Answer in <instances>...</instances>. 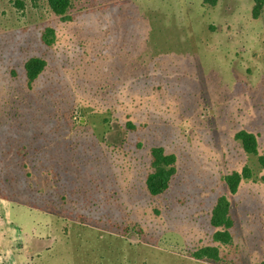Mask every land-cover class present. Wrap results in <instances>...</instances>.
I'll list each match as a JSON object with an SVG mask.
<instances>
[{
  "label": "rangeland",
  "instance_id": "rangeland-1",
  "mask_svg": "<svg viewBox=\"0 0 264 264\" xmlns=\"http://www.w3.org/2000/svg\"><path fill=\"white\" fill-rule=\"evenodd\" d=\"M14 1L0 0V264H260L258 222L220 262L193 253L214 244L211 208L245 161L234 135L247 90L264 85V6L70 0L57 16ZM32 57L47 66L31 83ZM156 146L177 173L154 197ZM25 183L48 196L30 204Z\"/></svg>",
  "mask_w": 264,
  "mask_h": 264
},
{
  "label": "trees",
  "instance_id": "trees-1",
  "mask_svg": "<svg viewBox=\"0 0 264 264\" xmlns=\"http://www.w3.org/2000/svg\"><path fill=\"white\" fill-rule=\"evenodd\" d=\"M208 5H216L218 0H203ZM48 6L52 12L57 16H64L70 7V0H47ZM14 4L20 9L25 8L24 0H15ZM254 14L258 15L261 13V10L264 6V0H254ZM50 42V41H49ZM51 43V42H50ZM47 66L46 61L41 57H32L28 59L25 63V70L27 74V79L29 82H34L45 70ZM118 126H120L118 124ZM123 127V125H121ZM134 128V125L131 123L126 124V130ZM74 130V128L72 129ZM74 133V131H73ZM72 140L75 142V148L77 146L76 136L73 134ZM236 139L242 142L244 150L248 155H254L258 157V163L264 167V156L258 155V144L254 135L247 132H240L236 135ZM115 147L113 145H108V148ZM117 152V151H115ZM177 158L174 154H169L161 146H156L150 150V169L145 179V185L148 193L154 197L161 196L166 193L171 185L172 180L174 179L177 169H176ZM77 164V160H76ZM252 176V170L249 167H245L242 173H233L230 176L226 177V183L230 192L234 193L237 190V187L242 179H248ZM1 185V184H0ZM27 189V195L25 199L28 201L32 198L33 204L35 195H42V199L48 196V193L37 192L31 190V187L25 183ZM3 186V185H2ZM1 191V187H0ZM3 193L1 192V197ZM30 197V198H29ZM229 201L225 197H221L212 212L211 224L215 228L220 230L214 234V241L220 242L223 244H228L231 241V235L229 230L232 228V220L229 217ZM193 256L199 260H210L217 261L219 259V250L216 247L206 246L196 250L193 253ZM260 264H264V261Z\"/></svg>",
  "mask_w": 264,
  "mask_h": 264
},
{
  "label": "crops",
  "instance_id": "crops-1",
  "mask_svg": "<svg viewBox=\"0 0 264 264\" xmlns=\"http://www.w3.org/2000/svg\"><path fill=\"white\" fill-rule=\"evenodd\" d=\"M262 84L258 86L252 85V87H250V89L247 90L248 94L244 98V110L245 111L243 110V113H246L248 117L247 122H246L247 125L244 129L237 131L234 135V139L236 143L240 146L241 153H243L245 161L242 160L240 162L241 164L240 168L234 170L233 172H231L230 174L224 177V183H225L227 192L217 197L213 207L211 208L210 214H209L210 225L212 226L211 219H212V212H213L214 207L216 206L218 200L221 197L227 198L230 204L229 217L233 223L232 228L229 230L230 235H231V241L228 244H223V243L214 241V234L220 229L212 226V228L215 230L213 237H212L214 244L208 245V246L216 247L219 250V259L217 261H212V263L220 262L221 260V252L219 248L220 245L221 246L232 245L234 242V235L237 234V231H240L241 233H243L244 236H246L249 231L248 228H250V226L254 223L256 224L258 222L260 223L262 227H264V167H262L258 163V157L254 155H248L246 151L244 150L242 142L236 139V135L240 132H247L249 134L254 135V137L256 138L257 144H258V155L264 156V153H262L260 150V147L264 146V119L259 121L257 118L259 114L264 116V97L261 98L255 95L256 89L257 90L261 89L263 93L264 85ZM251 157L256 159L260 167L259 169L260 176H258V178L256 176V173L252 170V168L248 165V163H246L248 159H252ZM246 166L252 170V176L248 179H242L237 187V190L234 193L230 192L227 186V183H226V177L230 176L231 174L235 172L242 173L243 169ZM263 233H264V230H263ZM206 261L211 262L210 260H206ZM263 261H264V258L261 259L260 263Z\"/></svg>",
  "mask_w": 264,
  "mask_h": 264
}]
</instances>
